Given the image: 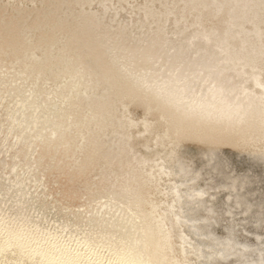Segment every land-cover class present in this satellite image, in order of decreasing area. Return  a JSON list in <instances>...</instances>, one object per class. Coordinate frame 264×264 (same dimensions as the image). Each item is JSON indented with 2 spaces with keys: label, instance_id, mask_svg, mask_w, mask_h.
<instances>
[{
  "label": "bare ground",
  "instance_id": "obj_1",
  "mask_svg": "<svg viewBox=\"0 0 264 264\" xmlns=\"http://www.w3.org/2000/svg\"><path fill=\"white\" fill-rule=\"evenodd\" d=\"M1 1H4L6 5L4 7L0 8L1 13L5 12H11V10H14L15 14H12L11 19L9 20L12 22V25H8V27L13 28L17 27L18 30L22 31V34L28 33L35 31L37 25V15L39 13L45 14L48 16V13L52 12L50 10L51 5L54 4H59L63 5L62 11H55L52 12L50 16V20L40 27V31H42V34L38 39L40 42L45 44V48L49 49V53L46 58H49L50 56L54 55L55 53L58 54L60 53L61 55L59 58H57L48 68H42L41 64H35L33 66V62L29 63L27 62L25 65L22 67L18 68V65L15 66L16 71L12 72V77L14 76L15 79L20 80L21 74H27V79L23 80L22 83L18 84V89L20 90V95L17 97L15 94L14 96V102L13 103H7V109L12 107L15 104H18L17 106H14V112H9L3 113V117L0 120V137L4 136L2 139H0V147L4 143V138L10 137L9 144L5 145L2 147L3 150L5 148H8L7 146H10L11 144V151L4 155V157H1L0 159V171L4 169H9V166L14 165H7L6 161L4 160L5 157L9 156L10 154L14 152H23V150L26 149L25 152H28L27 149L29 150L28 153L25 154V156L28 154L27 162L29 161L30 158L33 156H38V152L36 149H39L40 147L36 145L37 140H42L44 137L45 133V128H39L37 129V125L40 121H38L37 118L32 119V125H35L34 127L31 128H26L27 126H24L23 128L19 127H14V131L8 133V129L10 128L9 125L11 123L12 118H15V120H18L19 117H21V114L24 113L22 111L26 105L28 107L33 108L35 111V114L37 111H39L40 108H42L45 104L48 103V99L44 100H38V102H34L36 99V93L30 96V93L33 92L34 87L41 83L46 76H49L48 73L49 71L57 72L58 74L56 75L55 78L58 77H63L65 76L64 71L66 68L68 69V66L71 64V67L74 69V71L70 74L72 77L75 78V82L69 83L65 88L60 89V91L55 92L51 90H48L44 92L43 97L50 96L56 98V95L59 96L60 93L62 92H67V95L64 97L65 99L74 97V96H83L86 94V97H89L92 90L90 88H86L85 85L81 88H78L77 84L79 80L84 79L85 81L89 79H85V74L88 76H92L91 72L94 70V68H100L102 69L101 65L106 62H109L110 65L114 66L115 73L112 75L113 78L110 80L112 83L113 81H116L117 83V78L116 77H121L122 78H132V81H124L121 87H123L126 91V93H130L132 91H138L141 88L139 85L146 84L144 87V91H147L149 88H156V90L161 92L159 97L161 100L166 101L168 100L172 106L175 104L178 106H181L180 110H191L189 106L186 105V103H183V101L179 102L181 98L185 99L187 101V104H190V101H194L193 105L195 108H197L195 112L197 114L202 115L206 111V105L208 104H215L219 101H223L224 99H227L229 96H216L214 98H206L205 96L206 93L212 88L213 84H210V80L205 79L207 83H205L202 86H199L197 84V75H201V69L202 68H196V70L191 71L190 66H185L182 65V71H185V76H179V72L177 69H174L173 72H168L165 73V76L160 75V71L158 70L159 68H153L152 72L153 74H149L150 72V64L149 68L147 66V61H151L153 59L152 53L155 52V47L158 44L159 47H163L166 49H171V47L174 45L172 43V39H170V35L173 38V36L179 35L180 32L179 30H176L175 27H169L168 29V35H167V40H164V36L166 34H163V36H157V38H153L157 28L159 26H155V23L158 20H163L165 19L166 16L161 15L160 16V10H164L166 7H171L173 8V24H177L178 20V13L180 11L181 7L183 6L184 3L186 2L185 0H174L176 1H181V3H177L176 5L174 4L173 0H44L45 4L50 5L47 8H40V1H37L36 5L34 6L33 9H30V5H32V2L35 0H0V4L2 3ZM173 1V2H171ZM214 1V2H213ZM211 3L212 5L214 4H219L222 0H213ZM232 1V0H231ZM249 0H241L240 3H247ZM169 3H172V5H168ZM263 1H261V4ZM97 5H101V9L105 10V8H108V6H111L112 12L108 13L105 15L104 20H100L97 17L100 15V12L97 8ZM201 5H203L202 0H193L187 4L186 6V15L189 17H185L183 20L181 27L187 32L188 39L185 41L187 44L193 43L194 39L197 37H204L207 38L212 32L216 31H221L225 27L232 28L234 31L239 29L242 24V20L239 18L244 14V9L242 7H236L234 10L229 12L230 10V5H226L224 12L219 15L216 19H213L210 23L203 24L202 21H207V19H210V8L204 13V15L201 17L202 21L199 20L198 18L195 19L191 17L193 13H195L196 10H199L201 8ZM263 6H261L262 8ZM30 9V10H29ZM29 10V11H27ZM27 11V12H26ZM123 11H127L129 14L122 13ZM149 11L154 12L153 13V18L151 20V27L150 30L145 31L142 36H134L132 38L131 36H125L124 38H121L119 40L120 42L118 43L119 48H117V52L119 53L120 49H123L125 53H129L128 59H126V62H132L138 58V54L136 51L141 50V48H146L148 47L149 43H155L158 41V43H155V45L148 47L146 50V54L144 52H141V55H144L143 59V64L137 65L138 62H134L133 68L126 70L127 65L125 64V61L122 62L120 65L123 66L122 68L119 66L118 63V56L111 55L113 54L112 51H108L110 47L113 46L115 43L114 38L117 36L115 35V27H120L122 24H129L134 22L133 16H130V14H135L137 17H142L145 14H147ZM259 12V13H258ZM260 10H258L256 14H261ZM185 15V16H186ZM234 16L232 20H229L231 16ZM232 16V17H233ZM3 18V17H2ZM18 18V19H17ZM49 18V17H48ZM200 18V19H201ZM32 19L30 22L29 20ZM117 19H120L121 22L117 21ZM167 19V17H166ZM18 20V21H17ZM73 23L74 28H79L76 31H73L72 33L67 31L69 25ZM47 21V20H46ZM251 20H248V22ZM7 22V20L0 19V25ZM116 22V23H113ZM14 23V24H13ZM119 23V24H118ZM199 24V26L195 27V24ZM57 24V25H56ZM68 24V25H66ZM256 27L259 26L258 23L254 24ZM55 26L60 27L61 29H53ZM244 26V25H243ZM138 27H143L142 23H139L135 27L131 28V31L137 30ZM251 25H247L246 29L249 30L251 28ZM66 28V29H65ZM86 28V29H82ZM264 28V27H263ZM128 29V28H127ZM126 29V30H127ZM59 30V32H58ZM130 30V29H129ZM55 31V33L53 32ZM119 33V32H117ZM122 33L126 34V32H121L119 35H122ZM228 32H223V36L226 35ZM124 34V35H125ZM264 34V33H263ZM3 35L2 32H0V36ZM230 35V34H227ZM21 38V44L22 49H24V55L31 56L34 54L36 55L35 50L33 49H27L29 48L28 42H32L34 39H32L29 36H19ZM228 36H226L227 39ZM47 38H50V40H46ZM161 38L163 40H161ZM262 36H244L243 38H239L238 42H235L234 45L240 48H247L249 46H252L257 42L259 39H261ZM225 38L223 41L226 40ZM151 40V41H150ZM230 39L227 40V43L230 42ZM38 41V40H37ZM55 41V42H54ZM118 41V40H117ZM168 41V43H167ZM166 42V43H165ZM58 43V44H56ZM239 43V44H238ZM73 44L75 46L73 47ZM26 45V46H25ZM169 45V46H168ZM209 45V44H208ZM215 45V44H214ZM28 46V47H27ZM126 47V48H125ZM208 50L211 46H205ZM221 47V46H220ZM5 48V47H4ZM2 48V49H4ZM7 48V47H6ZM18 48L21 49V46ZM185 49L180 48L176 51L173 52V57H178L181 55L182 51ZM223 49V48H222ZM88 50L84 54V52ZM95 50L98 53L101 52L102 54L107 51V53L103 55H107L106 57H103L96 63H93V66L91 65H85V60L88 61L91 60V54L92 51ZM144 50V49H143ZM173 50V49H172ZM199 49L194 50V54L198 53ZM207 51V50H206ZM170 53V50L168 52H162L161 54H158L155 56V58L161 59L163 57H167ZM237 52L233 51L231 54H228V57H230L232 54V57H230L228 65L230 67L235 68L236 72L240 71L243 66H241V61L243 60V57L241 55H236ZM193 53L189 54L187 56V59L185 61L187 62H192L196 58ZM2 55H5L3 53ZM1 55V56H2ZM122 55V52H121ZM151 55V56H150ZM74 56L75 58L70 60V57ZM199 57V54L196 55ZM56 57V56H54ZM82 57V58H81ZM84 58V59H83ZM223 57L216 56L213 60L215 63L216 62H221V59ZM89 59V60H88ZM125 59V58H124ZM253 61L250 63V70L247 71V76H244L240 78L239 80L235 79L232 73L231 74H226L223 78L217 82L219 85H223L225 83H231L234 86H241L243 83H245L246 79L248 78H253L256 74H258V69L261 67L262 63H264V50L260 52L259 55H252ZM84 60V61H83ZM180 62V61H178ZM161 64H166V61H161ZM65 64V67H63ZM176 63H172L170 66L171 68L173 66H176ZM184 64V63H183ZM136 65V66H135ZM203 65V64H202ZM88 66L89 69L86 67ZM135 66V68H134ZM10 67V66H9ZM117 67V68H116ZM179 69V68H178ZM82 70V71H80ZM143 71V73H142ZM188 71V72H187ZM191 71V72H190ZM7 72V70H6ZM158 72V73H156ZM11 75V73H7ZM46 75V76H45ZM119 75V76H118ZM204 77L208 75V72H205L203 74ZM12 77L10 78V81L7 82V87H10L11 89L17 87V80H12ZM177 77L180 78V84L179 89H182L180 92H177L175 88L173 90H163V84H165V87H170L174 83V79ZM99 80H103L104 76H98ZM116 78V79H115ZM190 79L189 82H186L187 79ZM47 79V78H46ZM7 79L4 78V81ZM104 82V86L102 88H98L97 90L94 91L95 94H99V99H101L104 94V90L108 85ZM178 82V81H177ZM185 83V84H183ZM256 85H259L260 87H264V76H262L260 79H256L254 82ZM252 84V82H251ZM119 85V83H117ZM56 87L60 86V83L56 81L51 87ZM244 86V85H243ZM6 87V88H7ZM197 87V88H196ZM130 88V90H128ZM245 91H247V96L245 95H239L236 96V99L233 100L234 103L239 101V104L234 105L232 107H225L221 113H222V118H230L229 115L232 114L233 111L236 110H241L243 114H245L247 111H250L253 106H249V103L252 100V97L254 98H259L260 101L264 103V93L261 95L260 92H255L254 88H251V86H244ZM15 90V89H14ZM42 89L39 90L41 92ZM193 90V91H192ZM222 91H227V90H222ZM4 92L3 85L1 83L0 85V95L1 93ZM13 92H11L12 94ZM167 93V94H166ZM213 92H211L212 95ZM219 93V92H214ZM8 94V93H7ZM174 94L172 97L169 95ZM13 95V94H12ZM257 95V96H256ZM84 96V98H85ZM230 96H233L232 94ZM2 97V96H1ZM0 97V98H1ZM95 96L91 95L90 98L88 99L89 101L94 98ZM202 97V98H200ZM7 98H10L7 97ZM199 98V99H198ZM243 98V99H242ZM203 99V100H202ZM205 99V100H204ZM87 100V102H88ZM102 100V99H101ZM161 100H159L161 102ZM189 100V101H188ZM118 104L116 105L117 111L113 113H108L106 117V120H112V118L116 115L115 113L118 112L119 108L124 109L125 106L127 105V100L126 99H118L117 100ZM151 101V102H150ZM147 101L149 102L148 105L152 106L156 102V99L154 98L153 100ZM158 101V102H159ZM230 102L231 104L233 103ZM7 102V100H6ZM5 102V103H6ZM3 103L2 100L0 101V104ZM192 103V102H191ZM4 104V103H3ZM12 105V106H11ZM50 105L51 110L55 109H60L61 105H58L57 103L53 104L50 103L47 106ZM83 104H71V109H74L75 107L82 106ZM264 105H262L263 107ZM166 106H161L160 109H164ZM208 107V106H207ZM223 106L217 107V110H220ZM17 108V109H16ZM93 107L90 108L92 110ZM16 109V110H15ZM160 109L154 110L153 113L156 114ZM18 111L20 113H18ZM1 112V110H0ZM93 112V111H90ZM17 113V114H16ZM211 114H208V119L211 117V115L214 112H210ZM7 115H11L9 118ZM12 114H16L12 116ZM74 115V114H73ZM56 116V115H55ZM54 116V118H55ZM126 119L127 122H129L130 126L133 125L136 121L132 119L130 112L128 111L127 113L123 115ZM50 117V116H48ZM47 120L53 117L48 118ZM169 117L168 112H161L160 117H158L157 124H159L160 129L156 132L155 134L158 135L159 132L166 131L167 134L169 132L171 133L172 130L175 131V128L178 129L177 135H174L173 137H169V139H166V142L172 144L175 140L181 142L183 140H186V138H189L192 135H197L195 132L199 126V122L195 119H185L181 120L179 119L175 123H169L170 121L166 119ZM184 117V116H183ZM180 117V118H183ZM86 115L78 118L77 121L80 119H85ZM206 118V119H207ZM42 119V116H41ZM40 119V120H41ZM56 124H49L50 127L52 126L53 128H58L59 124H63L68 121V119H63L61 116L58 118H55ZM70 119V118H69ZM244 120V119H243ZM45 121V122H46ZM54 121V119H53ZM59 121V122H58ZM205 121V120H204ZM242 120L240 118L234 119L232 121H220L219 123H215V125H212L213 130L212 134L210 132L206 131H201L197 136L201 138V140L208 142L211 138V136H216V135H223L224 130L227 127V124L231 123H239ZM27 123L30 121H26ZM44 122V123H45ZM201 122V121H200ZM75 121H73L71 124H74ZM142 123L147 124L146 126H150L149 129L146 130H152L153 129V118L152 117H147L145 114L142 117ZM149 123V124H148ZM17 124V123H16ZM153 124V125H152ZM198 124V125H197ZM264 124V113L262 116L256 117L252 122L249 123V125H261ZM127 127L129 126L128 124ZM152 125V127H151ZM129 126V127H130ZM93 129V128H92ZM121 129V128H120ZM123 130H127L126 127L122 128ZM16 130V131H15ZM37 130V135L36 138L32 139L33 145L25 147L28 145L27 142L25 141H17V138L20 136L21 133L25 132H34ZM248 127L246 129H241V130H234L231 132L233 135L230 137H227L229 139L228 143L230 146L233 148H239L242 142H244L243 137L247 133ZM54 131V130H53ZM74 132V131H73ZM89 131H85L84 134L87 135ZM119 131H116L114 134L117 135ZM129 130L125 132V136H128ZM4 133V134H3ZM55 133V132H54ZM91 133V131H90ZM235 133V134H234ZM73 134V133H72ZM155 134L154 136L151 135V141L146 143L142 149L141 153H136L132 149L128 148L127 155L130 157H138V154H143L145 151H148L150 147L157 142L155 139ZM262 134V135H261ZM97 134H93V137L89 138L90 140H93L96 138ZM164 133H161L160 136H163ZM255 135H259L258 138L255 140L253 139L252 141H246L249 146L251 145H257L259 149L264 150V129L262 132L258 131L256 132ZM261 135V136H260ZM78 137L77 135L75 138H68L69 140L76 139ZM26 138V137H24ZM60 136L57 137L56 140L52 141L49 147H52L53 149H56V146L59 147V149L62 148L67 143V139L61 140ZM185 138V139H184ZM221 138V137H219ZM222 138H224L222 136ZM161 139V138H160ZM36 140V141H35ZM89 140V141H90ZM115 139L112 140L114 142ZM159 140V138H158ZM162 140V139H161ZM219 140V139H218ZM87 142V140H86ZM125 142V141H124ZM241 142V143H240ZM98 143V142H97ZM210 143V142H209ZM16 144V145H15ZM112 144V143H111ZM15 145V146H14ZM84 145V144H83ZM129 145V143H127ZM219 145V144H218ZM128 147V146H127ZM127 147L125 148L127 150ZM161 147V145H160ZM46 148V147H45ZM179 148L180 145L175 147V150L173 152V156L170 159H176L179 157ZM208 149V155H204L202 157L201 164L198 168H190L186 166L184 168V179H182L181 185L183 184V180H197L199 183L198 187V192L201 194L199 196V200L201 202L200 205H202V208L205 212V219H207L208 222V227L206 231V235L204 236V239H209V243L206 244V249L203 250V247L205 244L194 242L191 233L192 231H185L187 227L193 225L196 223L194 219H190L189 216L186 213L183 214H177L181 213V211H185L186 208L189 209V202L184 203L182 199L185 197L188 198H196V196H191L187 195L184 197V192H186V188H182L181 185L177 186L172 184L171 182L174 181V178L168 181L169 179L166 178L164 174L168 176L169 174V167L165 165H161V159L164 154H167V149H161V155L160 158L157 160V162H153L150 164L148 167L147 165V160L142 161L141 167L137 168L143 172H146V178L149 176H154L158 174L159 172H162V176H154L153 178V186H155V190H158L162 193H164L165 196L157 197L155 195V192H148L146 196H144V203L145 204H150L149 212L150 215L154 218V221L151 220L147 226L145 223H148V220L146 219L147 215L145 212H142V208H140V203H136L135 206L132 205V203H135V201L131 200L128 201V197L135 194L137 190L141 186H135L132 191L129 193H126L123 191L126 189L124 185L126 183L123 182L124 177L119 176L117 178V174L114 170V164L112 163L110 166L107 165V160L105 157L107 156L106 154L109 152L108 150H104L100 152L101 160L104 161L103 163H99L97 167L99 168L100 166V172L103 170H106L107 172H110V174H107L104 177H107V181L104 184H118V189L113 188V193L112 196L107 198L106 201L103 197L106 196H96L95 199H100L99 202L101 206H97L95 204L91 205L90 207L87 208V211L83 212L82 214L78 213L77 210L85 206L86 200L84 194L86 193L83 191V194H80V199L76 201H68L65 203L60 204V202L57 203H51L48 205V202L53 198L54 194L57 192V188H61L65 185V183L60 182L56 184L54 187L50 188L48 191H46L45 195V201L44 205L46 207V210L44 211L41 219L37 222L30 221L28 219H21L19 220L20 217H22L24 214H26L29 210L30 211H36L35 206H32V208H24L22 207V211L19 212L16 216L15 219H12L11 222H4L0 226V264H156L157 259L159 256L151 254L152 250L158 247L159 249L163 247L170 248L168 250L167 257H165V261L163 264H199L204 261H206L207 258L209 260H215L212 261L209 264H216L218 262L217 260H221L222 257L220 255H234L231 258H236L234 260V263L240 262V264H258L259 262H262L264 258V237L260 235L258 232L259 229L264 228V192L261 193L255 200H249L247 196H245V190H248L250 188V182L252 181L251 178H249L246 174H239L235 172L233 168H231L230 171L226 172L225 168L229 166V164L218 154V149L216 145H212L207 147ZM42 149V148H40ZM47 149V148H46ZM118 150L120 149L117 148ZM1 150V152L3 151ZM254 150V149H253ZM176 151V152H175ZM215 151V152H214ZM237 151V149H235ZM0 152V153H1ZM243 152V151H239ZM249 154L253 155L255 158L260 157L259 153H255V151L250 152L248 151ZM179 154V155H177ZM121 155V154H120ZM214 155V156H213ZM96 156V151H93L90 153V157L93 158ZM43 157V153L41 155ZM86 157V156H84ZM170 157V156H169ZM23 159L24 161H19L17 165H21L22 163H25L26 159ZM105 158V159H104ZM166 158V157H165ZM77 159H75L76 161ZM117 160V159H116ZM3 161V164H2ZM41 162V159L39 160ZM133 162V161H132ZM131 162V163H132ZM262 165H264V161H261ZM2 165V166H1ZM7 165V166H6ZM230 167V166H229ZM16 169L17 172H19L20 168H14ZM26 167L21 169V171L24 173L26 170ZM41 170L40 168H33L30 171V175L28 177V180L30 178H34V176L38 175ZM181 172H183V169L176 170L172 177L179 175ZM130 173V171L126 170L125 174ZM97 174V172H96ZM96 174H94V171L88 170L84 174H79V175H74L72 180L73 184L75 186H78L79 183L82 182L83 180V175H87V180L90 182L92 179H95ZM124 174V175H125ZM103 177V178H104ZM256 178V177H255ZM16 178H13L12 181L10 180L9 182L5 180V183L1 185V189L9 186L10 184L13 185V181ZM133 178L132 180H135ZM240 179L243 182H240ZM28 180H25L23 182H20V188H17V191H12L11 196H14L15 198V204H12L9 207L3 206L5 202L9 200L10 196V191L8 192L9 187H7L6 192L2 191L0 192V216L2 214H7L8 209H11L13 207H20L21 204L24 203V201L27 199V197H32L33 195L36 194L38 191H42L41 187L38 186V184L33 185L30 187L32 191L29 193L22 192L20 195V190L21 186L25 188L26 182ZM105 180V179H104ZM17 181H22V179H17ZM167 181L166 183H164ZM237 182V187L235 190L230 191V186L233 185V183ZM255 181H257L255 179ZM38 183V181H35ZM33 182V183H35ZM10 185V186H11ZM50 183H45L44 189H46ZM198 185V184H197ZM116 187V186H114ZM56 188V190H54ZM210 188L212 191L215 190V192H212L213 196L212 198L210 197L208 200L203 199L205 196H211L209 195V190L205 191L206 189ZM225 191V195L223 198H220L219 196V191L222 190ZM79 190V188H77ZM54 191V192H53ZM96 190V193L97 194ZM75 192V191H74ZM111 192V190H110ZM206 192V193H204ZM222 192V191H221ZM124 195V197L119 201L120 204H123L125 208L120 211L122 214L121 217H115V214H112L115 206L111 204V199L113 198H118L119 196ZM205 195V196H204ZM183 196V197H182ZM203 196V197H202ZM93 199L92 201H95ZM181 201L183 202L180 205ZM186 201V200H185ZM238 204L240 206H238ZM127 206H133L132 209H127ZM60 207H64V212L62 213V216L60 215L58 218H54L53 215L57 210H59ZM176 207L177 212H176ZM68 208V209H66ZM185 209V210H183ZM191 209V207H190ZM24 210V211H23ZM129 210V211H127ZM228 212L231 213L232 215H228V220H225L224 214ZM112 214V216H111ZM82 215H87L86 220L79 221L80 216ZM240 215V219L237 217ZM105 216V217H104ZM107 219H104L106 218ZM144 217L145 220L142 221L141 217ZM103 217V218H102ZM170 217L172 218L171 221H169ZM102 218V219H101ZM137 218H141V222L137 225V228L131 231H126L127 227L130 225H133L135 223V220ZM98 220H101V222H104L103 225H101L102 229L101 230H87L88 227L93 224ZM189 220V221H188ZM2 221V218L0 217V223ZM73 223H70L72 222ZM175 222L176 226H173L171 228V222ZM188 223L185 226L184 229V223ZM206 222V220H205ZM204 222V223H205ZM70 223V225H68ZM107 225V226H106ZM141 226V227H140ZM110 228L112 230H110ZM152 230H157L159 232V235L154 238V240H151L149 243H146L144 246L140 248V246L143 244L144 239L147 237V235L152 231ZM219 230H222L221 232ZM249 230V231H247ZM253 232L254 236L249 237L246 235L247 232ZM195 232V231H194ZM246 232V233H245ZM125 235V238L122 240V235ZM153 235V234H152ZM175 236L179 238V240H176ZM203 239V237H202ZM193 241V242H192ZM225 249V250H224ZM163 253V252H162ZM216 254L217 256L215 258H212V255Z\"/></svg>",
  "mask_w": 264,
  "mask_h": 264
},
{
  "label": "rangeland",
  "instance_id": "obj_2",
  "mask_svg": "<svg viewBox=\"0 0 264 264\" xmlns=\"http://www.w3.org/2000/svg\"><path fill=\"white\" fill-rule=\"evenodd\" d=\"M37 1H40V3L42 2V4L40 5V8H47L50 5L45 4L44 0H35L32 2V5H30V9H33L34 6L36 5ZM174 1V0H173ZM171 1V2H173ZM182 1V0H181ZM181 1H174V4L176 5L177 3H181ZM186 2L184 3L183 6L185 7H181L180 11L178 13V20H177V24H173L171 25V27H175L176 30H181L179 35L173 36V38L170 35V39H174L172 41V43L174 44L171 49H166L163 47H159V45H156V49L155 52L152 53L153 59L151 61H147V66L149 68V64H150V72L149 74H153L154 72H152L153 68H159L158 70L160 71V75L165 76V73L168 72H173L174 69H177L178 72L180 73L179 76L181 75L182 77L185 76V71H182V65L185 66H190L191 67V71L196 70V68H202L201 70V75H197V84L198 87L202 86L206 80L208 79L210 80V84L212 85V88H210V90L206 93L205 99L206 98H214L216 96H229L227 99H224L223 101H219L215 104H208L206 105V111L204 114L199 115L197 114V111L195 108V106L193 105V102L195 101H190V104H187V101L183 98H181L179 100V102L183 101V103H186L187 106H189L191 108V110H180L181 106L178 105H174L172 106L171 104H169L170 102L168 100L163 101L161 100L159 97L161 92L159 90V92L156 90V88H149L147 89V91H144V87L146 86V84H141L139 85V87L141 88L138 91H132L131 94L126 93L125 89L122 86V84L124 83V81H132V78H122L121 77H116L117 78V83H119V85H117L116 81H113L114 83H112V81L110 80L112 77V75H114V66L110 65L109 62H106L105 64L103 63L101 65L102 69L100 68H94V70L91 72L92 76L90 78V76H88L87 74H85V79H89L87 81H85L84 79H81V81L79 80L77 86L78 88H82L85 83L87 85H85L86 88H90L92 91L89 92L90 96L93 95L95 96L94 98H92L90 101L88 100L90 98L86 97L84 94L83 96H74L68 99H65L64 97L67 95V92H62L59 94V96L56 95L55 97H52V95L50 96H46L43 97L44 92L51 90L58 92L60 91V89L65 88L69 83L71 82H75V78L72 77V75H70L74 69L71 67V64L68 66V69L66 68V70L64 71L65 76L63 77H58L55 78L56 75L58 74L57 72H53V71H49L50 73L49 76H46L44 78L43 77V81L39 84H37L34 87V93H36V100L34 101L35 103L38 102V100H44V99H48V103L45 104L42 108L39 109V111L36 112L35 114V110L31 107H28L26 105V107L22 110L24 111L23 114H21V117H19L18 120H15V118H12L11 123L9 125L12 126H16L19 128H23L24 126H27L26 128H29L32 124V119L33 118H37L38 121H40L37 125V129L39 128H45V133H44V137L41 140H35L36 141V145L39 146L42 149H36V151L39 153L38 156H33L32 158L29 159V161L22 163L21 165H17L18 164V160L20 159V157L25 156L26 153L29 152V150L27 149L28 152H25V150H23V152H14L12 154H10L9 156L5 157L4 160H7L6 163L7 165H14L13 166H9L10 168L8 169H4L0 171V192L4 191L6 192L7 187H9L8 192L10 191V196H11V192L12 191H17V188H20V182H23L25 180H28V177L30 175V171L33 168H40L41 172L38 173V175L34 176V178H30L28 180V182H26V186L25 188L23 186H21V190H20V195L22 192L25 193H29L32 191V189L30 187H32L33 185L38 184V186L41 187L42 191H37L35 195H33L32 197H27V199L24 201L23 204L20 205V207H13L11 209H8V213L7 214H2V216H0L2 218V221L0 223V226L4 223V222H11L12 219H15L17 214L19 212L22 211V207H27V208H32V206H35L36 211H28L26 214H24L22 217L19 218V220L21 219H28L30 221L33 222H37L41 219L44 211L46 210V207L44 205V201H45V195H46V191H48L50 188L54 187L56 184L63 182L65 183V185L61 188H57V192L54 194L53 198L48 202V205L51 203H57L60 202V204L68 202V201H76L80 199V194H83V191H85L86 193L84 194L85 196V200L86 203L85 206L80 207L77 210V214L80 213L82 214L83 212L87 211V208L90 207L91 205L95 204L97 206H101L99 200L100 199H95L96 196L100 195V196H106L103 197L106 201L107 198L112 196L113 193V188L118 189V184H104L107 179L106 177L103 178V173L104 176H106L107 174H110V172H107L106 170H103L100 172V166L99 168L97 167L98 165H100L99 163H103L104 161L101 160V156H100V152L104 151V150H108L109 152L106 154L107 156L105 157L107 160H105V162L107 161V165H111L112 163L114 164V170L117 174V178H119V176H122V178L124 177L123 182L126 183V185H124V187L126 189H124L123 191H125L126 193H129L130 191H132V189L135 186H141L139 188V190L136 191L135 194L131 195L128 197V201H135V203H132L133 206L136 205V203H140V208H142V212H145L146 214H148L149 212V208H150V204H145L144 203V196H146V194L148 192H155V195L157 197H162L165 196L164 193L155 190V186H153V178L154 176H162L161 173L159 172L158 174L154 175V176H149L148 178H146V172H143L137 168L141 167L142 165V161L143 160H147V165L148 167L150 166L151 163L153 162H157V160L160 158L161 155V149H167V154H164L162 156L161 159V165H165L168 166L170 171L168 176L166 174L163 173V175L166 176V178H168L170 181L171 179L174 178V181L171 182L174 185L180 186L181 185V180L184 179V168H186V166L190 167V168H198L201 164L202 161V157L204 155H208V149L207 147L212 146V145H216V147H218L219 149L218 154H220V156H222V158L229 164L228 167L225 168V171L228 172L231 170V168H233L235 170V172L243 175L246 174L249 178L252 179V181L250 182V188L248 190H245V196L248 197L249 200H255L261 193L264 192V165H262L261 161H264V150H261L258 148L257 145H251L249 146L248 143L246 141H252L253 139L255 140L256 138H258L259 135H255L256 132L260 131L262 132V130L264 129V124L261 125H249L250 122H252L256 117L262 116L264 113V106L262 107V105H264V103L262 101L259 100V98H254L252 97V100L249 103V106H253L252 109H250V111H247L245 114H243L241 112V110H236L233 111L232 114L229 115L230 118H222V113L221 111L225 108V107H232L234 105L239 104V102L241 101V99L239 101H237L236 103H229L232 102L233 100L236 99V96H239L240 92L244 91L245 96H247V91H245L244 86H251V88H254L255 92H260V94L262 95L264 93V87H260L259 85H256L254 82L256 81V79H260L262 76H264V63H262L261 67L258 69V74H256L253 78H248L246 79L245 83H243V85L241 86H234L231 83H225L223 85H219V83L217 84V82H219V80L221 78H223L224 76H226V74H233L235 75L234 78L239 80L240 78L247 76V71L250 70V63L253 61L252 55H259L261 51L264 50V0H249L247 3H240L241 0H222L221 2H219V4H214L212 5V1L213 0H202L203 5H201V8L199 10H196L195 13H193V15H191V17L195 18V19H199L202 21V16L204 15V13L210 8V19H207V21H202L203 24H206L208 21V23H210L211 21H213V19H216L219 15H221L224 10L226 5H230V11L234 10L236 7H242V9H244V14L239 18L240 20H242V24L241 27H239V29H237L236 31H234L232 28L229 27H225L224 29H222L221 31H216V32H212L209 36H207V38L204 37H197L194 39L193 43H189L187 44V42L185 41L186 39H188L187 36V32L180 28L183 22V20L185 19V17H189V15L187 16L185 13L186 11V6L187 4L189 5V3L193 0H185ZM261 1H263V3L261 4ZM2 3L0 4V8L4 7L6 5V3L4 1H1ZM214 2V1H213ZM254 4H256L254 6ZM169 6L172 5V3L168 4ZM261 6H263L261 8ZM101 5H97V8L100 9V15L97 17L100 20H104L105 19V15L106 14V10L107 8H105V10L101 9ZM111 6H108V8H110ZM255 7V9H254ZM29 9V10H30ZM63 9V5H59V4H54L51 5L50 10L52 12L55 11H62ZM27 10V11H29ZM260 10V12H262L261 14H256L255 13ZM26 11V12H27ZM173 12V8L171 7H166L164 8V10H160V16L164 15L166 16L169 12ZM14 10H11V12H5V13H1L0 12V19L7 20V22L3 23L0 25V32H2L3 35L0 36V85L2 83L3 85V89L4 92L1 93L2 95H0V101L2 100V102L0 104V120L2 119V115L3 113H6L8 111L9 112H14L12 110H14V106H17L18 104L15 105H11L12 107H10L9 109H7V103H13L14 102V96L16 95L17 97L20 95V90L18 89V84L22 83L23 80L27 79V74H21V78L20 80L15 79V77H12V72L16 71L15 66L18 65L19 67H22L23 65H25L27 62L32 63L33 66H35V64H41L42 68L44 69L45 67L48 68L50 66V64H52L57 58H59V56L61 55L60 53L58 54H54L52 56H50L49 58H46L45 56L48 55L49 53V49L45 48L43 46H45V44H43L42 42H40V40L38 39V37L41 36L42 31H40V27L41 25H43L44 23L48 22L50 20V16L52 17L53 15H51V13H48V16H46L45 14H41L39 13L36 17L37 19V25L36 29H34L35 31L32 32H28L25 34H22V31L18 30L17 27H13L10 28L8 27V25H12V22H10L9 20L12 17V14L14 13ZM112 11H109V13ZM122 13L125 14H129L127 11H123ZM152 11H149L147 14H145L142 17H137L135 14H130V16L135 17L134 18V22L129 23V24H122L120 27H115V35H117L114 40L115 43L113 44L112 47L109 48V52L112 51L113 54L111 55H115L118 56V63L119 66L122 68L123 66H121L120 64L122 62L125 61V64L127 65L126 70L132 69L134 62H138L137 65H141L144 63L143 59H144V55H141V52H144V54H146V50L148 49V47L155 45V43H158V37L157 36H163V34H166L163 38L164 40H167V33H168V29L166 28V17L163 20V18H161V20H158L155 23V26L157 28V26H159L157 28L158 31H156L157 33H155V35H153V38H157L158 41H156L155 43H149L148 47L146 48H141V50L136 51V53L138 54V58L132 62H126V59H128V55L129 53H125L123 51V49H120L119 53H115L117 52V48H119L118 43L120 42L119 40H121V38H124L125 36H131L132 38H134V36H142L141 34H143L145 31H148L151 29V27H153L151 25V20H149L147 23V18L149 16H153ZM259 13V12H258ZM186 15V16H185ZM233 16V15H232ZM231 18H229V20H232V18L235 19V17L233 16ZM3 17V18H2ZM49 17V18H48ZM201 18V19H200ZM18 19V18H17ZM47 20V21H46ZM248 20H251L248 22ZM18 21V20H17ZM30 22L32 21V19L29 20ZM117 21L121 22L120 19H117ZM116 23V22H113ZM139 23L143 24V27H138L137 30L135 31H131V28L135 27L136 25H138ZM147 23V24H146ZM258 23L259 26L256 27V24ZM14 24V23H13ZM119 24V23H118ZM251 25L252 27L249 28V30L246 29L247 25ZM57 25V24H56ZM68 25V24H66ZM71 25V27L69 26ZM69 28L67 31L71 32L73 31V23L71 20V23L69 24ZM244 25V26H243ZM200 25L197 23L195 24V27H197ZM128 28V29H127ZM53 29H61L60 27H56ZM66 29V28H65ZM79 28H74V31H76ZM82 29H86V28H82ZM127 29V30H126ZM130 29V30H129ZM126 32L127 33L124 35L122 33V35H119L120 31L121 32ZM55 33V31H53ZM59 32V30H58ZM119 32V33H117ZM223 32H228L226 33L225 36H223ZM230 34V35H227ZM29 36L32 39H34L32 42H28V46L29 48L27 49H33L35 50L36 55L34 56V54H32L31 56L24 55V49H22V44L21 42V38L19 36ZM259 36L261 35L262 38L259 39L257 42H255V44H253L252 46H249L247 48H240L234 45L235 42H238L239 38H243L244 36ZM226 36L227 39H226ZM226 39L225 41H223V39ZM161 38V40H163ZM230 39L227 43V40ZM38 40V41H37ZM47 41L50 40V38L46 39ZM118 40V41H117ZM151 41V40H150ZM55 42V41H54ZM166 43V42H165ZM168 43V41H167ZM58 44V43H56ZM211 46V44L213 45V47H210L209 50L205 47V46ZM215 44V45H214ZM239 44V43H238ZM19 46H21V49L18 48ZM26 46V45H25ZM27 46V47H28ZM75 46V44H73V47ZM169 46V45H168ZM185 49L182 51L181 55H179L178 57H173V52H176L179 47L180 48H184ZM221 46V47H220ZM5 47V48H4ZM7 47V48H6ZM4 48V49H2ZM126 48V47H125ZM223 48V49H222ZM144 49V50H143ZM173 49V50H172ZM195 49H199L198 53L199 57H197V54H194V50ZM170 50V53L167 57H163L161 59L155 58V56H157L158 54H161L162 52H168ZM207 50V51H206ZM237 52L236 55H241L243 57V60L241 61V66H243V68L240 71L235 70V68L230 67L228 65L229 59L230 57H232L235 54H232L230 57H228V54L231 52ZM87 52L88 54V50H86L84 52V54ZM122 52V55H121ZM3 53H5V55H2ZM107 53V51L105 52ZM103 53V54H105ZM193 53L195 56L194 58H196L194 61L192 62H187L185 61V59H187V56L189 54ZM101 52H97L95 50L92 51V53L89 55L91 56V60L88 61L87 64V60H85V65H91V67L93 66V63H96L102 59L103 57H106L107 55H103ZM2 55V56H1ZM56 56V57H54ZM151 56V55H150ZM216 56L219 57H223L221 59V62H214L211 61L213 60ZM74 59L75 57L72 56L70 57V60ZM82 58V57H81ZM125 58V59H124ZM84 59V58H83ZM84 61V60H83ZM161 61H166L167 63L161 64ZM180 61V62H178ZM176 66H173L172 68L170 67L172 65V63H176ZM184 63V64H183ZM203 64V65H202ZM10 66V67H9ZM86 66L88 69L89 67ZM136 66V65H135ZM134 66V68H135ZM65 67V64L64 66ZM117 68V67H116ZM124 68V67H123ZM179 68V69H178ZM7 70V72H6ZM82 71V70H80ZM190 71V72H191ZM188 72V71H187ZM205 72H208V75H206L204 77L203 74H205ZM7 73H11V75L7 74ZM143 73V71H142ZM158 73V72H156ZM159 74V73H158ZM98 76H104V78H102L103 80H99ZM119 76V75H118ZM12 77V80H17V87H15L14 89L7 87V82L10 81V78ZM4 78H6L7 80L4 81ZM47 78V79H46ZM115 78V79H116ZM189 78L187 79L186 82H189ZM56 81H58L60 83V86H54L51 87L54 83H56ZM109 84L108 87L105 88L104 90V94L102 95L103 97L101 99H99V94H95L94 91L97 90L98 88H102L104 85V82ZM174 83L170 86V87H165V84H163V90L167 89V90H173L174 88L176 90H178L177 92H180L182 89H179V84L180 82V78L177 77L176 79L173 80ZM178 81V82H177ZM252 82V84H251ZM185 84V83H183ZM207 83H205L206 85ZM7 87V88H6ZM197 88V87H196ZM41 90V92H39V90ZM227 90V91H222V90ZM130 90V88L128 89ZM193 91V90H192ZM11 92H13L11 94ZM212 95H209L211 94ZM214 92H219V93H215ZM256 92V93H257ZM8 93V94H7ZM15 94V95H14ZM167 94V93H166ZM233 96H230V95ZM258 94V93H257ZM174 94L169 95L170 97H172ZM10 98H7L9 97ZM85 96V98H84ZM257 96V95H256ZM156 99V102L154 104H152V106H149L147 101ZM202 98V97H200ZM218 98V97H216ZM118 99H126L127 100V105L125 106V108L122 110L119 108L118 112L115 113L116 115L112 118V120H106L107 114L109 113H113L115 111H117V100ZM199 99V98H198ZM204 99V100H205ZM219 99V98H218ZM243 99V98H242ZM7 100V102H6ZM88 100V102H87ZM161 100V102L159 101ZM203 100V99H202ZM159 101V102H158ZM189 101V100H188ZM6 102V103H5ZM151 102V101H150ZM192 102V103H191ZM50 103H57L58 105H61L60 109H55V110H51L50 105L47 106ZM71 104H83L82 106L79 107H75L74 109H71ZM230 104V105H228ZM161 106H166L164 109H160ZM208 106V107H207ZM219 106H223L220 110H217V107ZM92 108V110H90V108ZM160 109L156 114L153 113L154 110H158ZM93 111V112H90ZM130 112V115L132 117V119H134L136 122L130 126L129 122H127V119L123 116L125 114V112ZM168 112L169 113V117L166 119L169 120V123H175L177 122L179 119L181 120H185V119H195L197 120V122H199V126L200 128H198L195 132V134H199L201 131L205 130L208 132H210V134H212V130L213 127L212 125H215V123H219L220 121L226 120V121H232L234 119L240 118L242 121L239 123H231V124H227L226 129L224 130L223 135H216L211 136V138L209 140H207L208 142H205L203 140H201L200 137H198L197 135H192L189 138H186V140H183L181 142H179L178 140L174 141L172 144L166 142V139H169V137H173L174 135H177L178 129L175 128V131L172 130V132L169 134H167L166 131H162L159 132L158 135L155 134L156 130L158 131L160 129L159 124H157L158 121V117H160V113L161 112ZM21 112V111H20ZM18 111V113H20ZM210 112H214L211 117L208 119V114H211ZM17 114V113H16ZM16 114H12V116L16 115ZM74 114V115H73ZM146 115L147 117H152L153 121H154V125H153V129L152 130H146L149 129L150 126H146L147 124L142 123V117L143 115ZM56 115V116H55ZM86 115L85 119H80L79 121H77L78 118H81L83 116ZM9 118L11 117V115H7ZM42 116V119H41ZM53 118H50V117ZM58 117H62L63 119H68L67 122L63 123V124H59L58 128H53L52 126L50 127V123L51 124H56L55 122V118ZM106 116V117H105ZM184 116V117H183ZM47 117L50 118L47 120ZM183 117V118H180ZM70 118V119H69ZM207 118V119H206ZM41 119V120H40ZM54 119V121H53ZM244 119V120H243ZM205 120V121H204ZM26 121H30V122H26ZM46 121V122H45ZM73 121H75L74 124H71ZM201 121V122H200ZM45 122V123H44ZM59 122V121H58ZM17 123V124H16ZM128 124L129 126L127 127ZM149 124V123H148ZM151 125V127H152ZM198 125V124H197ZM9 126V127H12ZM126 127L127 130H129L128 132V136H125V132H127V130H123L122 128ZM248 127L247 133L245 134V136L243 137L244 142H242V144L240 145L239 148H233L232 146H230L228 143L229 138L231 135H233L231 132H233L234 130H241V129H246ZM93 128V129H92ZM121 128V129H120ZM54 130V131H53ZM37 130H35L34 132H25V133H21L20 136L17 138V141H25L28 143V145H26L25 147L28 148V146H32L33 145V141L32 139L36 138L37 135ZM74 131V132H73ZM85 131H89L87 135L84 134ZM91 131V133H90ZM116 131H119L117 135H115L114 133ZM55 132V133H54ZM73 133V134H72ZM161 133H164L163 136H160ZM4 134V133H3ZM93 134H97L96 138H94L93 140H90L89 138L93 137ZM155 134V139L157 140V142H155L148 151H145L142 155L138 154V157H130L127 155V151L128 148L130 146L129 149H132L134 152L136 153H141V149L142 147L151 141V135L154 136ZM235 134V133H234ZM76 139H71L69 140L68 138H75ZM262 135V134H261ZM260 135V136H261ZM6 136V134L4 135ZM4 136H1L0 139H2ZM60 136L61 140H65L67 139V143L62 146L61 149H59L58 146H56V149H53L52 147H49L51 142L56 140L57 137ZM91 136V137H90ZM222 136L224 138H222ZM26 137V138H24ZM221 137V138H219ZM59 138V139H60ZM159 138V140H158ZM162 140H161V139ZM114 140V142H112V140ZM185 139V138H184ZM219 139V140H218ZM10 137L8 136V138H4V143L2 144V146L0 147V152L3 146L9 144ZM87 140V142H86ZM90 140V141H89ZM125 141V142H124ZM98 142V143H97ZM210 142V143H209ZM112 143V144H111ZM127 143H129V145H127ZM241 143V142H240ZM84 144V145H83ZM180 144V148H179V157H177L176 159H170L173 156V152L175 150V147L178 146ZM219 144V145H218ZM161 145V147H160ZM128 146V147H127ZM47 149H46V148ZM120 149L118 150L117 148ZM127 147V150L125 149ZM235 149H237V151H235ZM254 149V150H253ZM96 151V156L91 158L90 157V153ZM239 151H243V152H239ZM253 152L255 151V153H259L260 157H254L253 155L249 154V152ZM176 152V151H175ZM43 153V157H41ZM121 154V155H120ZM86 156V157H84ZM170 156V157H169ZM166 157V158H165ZM25 157H23L24 159ZM104 158V159H105ZM41 159V162H39V160ZM75 159H77L75 161ZM117 159V160H116ZM133 161V162H132ZM132 162V163H131ZM3 164V161H2ZM6 165V166H7ZM2 166V165H1ZM20 168L19 172L16 171V169L14 168ZM26 167V171L23 173L21 171V169ZM179 169H183V172H181L179 175L172 177L173 173ZM88 170H92L94 171V174H96L95 179H92L90 182L87 180V175H83L81 177H83V180L81 183L78 184V186H75V184H73V176L74 175H79V174H84V172L86 173ZM128 170L130 171V173L125 174V171ZM125 174V175H124ZM135 180H132L133 178H135ZM256 177V178H255ZM13 178H16L13 181V185H9L5 188L1 189V185H3V183H5V180H7L8 182ZM17 179H22V181H17ZM106 179V180H104ZM120 179V178H119ZM155 179V178H154ZM255 179L257 181H255ZM35 181H38V183H36ZM35 182V183H33ZM50 183V185L44 189L45 183ZM167 181H165L164 183H166ZM240 182H243L240 179ZM198 184V185H197ZM116 186V187H114ZM182 188H186V192H184V197L187 195H191V196H196V198L192 197V198H188L185 197L182 199V201L184 203L189 202V209L186 208L183 209L185 210L184 212L181 211V213H177V214H183L186 213L190 219H194L196 221V223H194L193 225L187 227V229H185L186 224L188 223V221H186V223H184V229L185 231L189 230L193 232H189L191 233V236L194 240V242H198V243H202L205 244V246L203 247V250H205L206 248V244L209 243V239H204V236L206 235V231H207V219H205V217H203L205 215V212L202 208V205L200 200H199V196H201V194H199L198 192V187H199V183L197 182V180H183V184L181 185ZM79 188V190L77 189ZM56 190V188L54 189ZM97 191V194L96 193ZM111 190V192H110ZM209 190V197H204L203 199L208 200L210 197L212 198L213 194L210 188L206 189L205 191ZM224 188L222 190L219 191V197L223 198L225 195V191H223ZM75 191V192H74ZM222 191V192H221ZM54 192V191H53ZM206 193V192H204ZM124 197V195L119 196L118 198H113L111 199V204L113 205V207L115 206L112 214H115V217H121L122 214L120 213V211H122L125 206L123 204H120V200ZM183 197V196H182ZM93 199H95V201H92ZM181 201L180 205L183 203ZM15 198L14 196H11L9 198V200L7 202H5L3 204V206L5 207H9L12 204H15ZM133 206H127V209H132ZM191 207V209H190ZM177 208L176 207V212H177ZM26 208H24L25 210ZM64 207H60L59 210H57V212L54 213L53 217L54 218H58L60 215L62 216V213L64 212ZM68 209V208H66ZM23 210V211H24ZM127 210V211H129ZM111 214V216H112ZM228 215H232L231 213L226 212L224 214V218L225 220H228ZM87 215H82L79 218V221L82 220H86L87 219ZM105 217V216H104ZM240 219V215L237 216ZM103 218V217H102ZM101 218V219H102ZM142 221L145 220V218L142 216ZM141 218H137L135 220V223H133V225H130L129 227H127L126 231H131L137 228V225L139 224V222H141ZM107 219V216L106 218ZM146 219L148 220V223L146 222L145 225L147 226V224H149V222L151 220L154 221V218L150 215V213L147 215ZM171 217L169 219V221H171ZM206 220V222H205ZM205 222V223H204ZM70 223H73L70 222ZM70 223L68 225H70ZM104 222H101V220H98L95 222V224H93V226H89L87 230L90 231H94V230H101L102 226ZM171 228L173 226H176V223L173 221L171 222ZM104 226V225H103ZM107 226V225H106ZM141 227V226H140ZM192 230H191V229ZM139 230V228H137ZM110 230H112L110 228ZM220 232L222 230H219ZM249 231V230H247ZM258 232L260 233L261 236L264 237V228H261L258 230ZM246 233V232H245ZM153 234V235H152ZM159 235V232L157 230H152L147 237L144 239L143 244L140 246V248L142 246H144L146 243H149L151 240H154V238L156 236ZM246 235H248L249 237L254 236L253 232H247ZM125 233L124 235H122V240L123 238H125ZM127 237V236H126ZM203 237V239H202ZM128 238V237H127ZM176 240H179V238L177 236H175ZM193 242V241H192ZM168 250H170V248L167 247H163L161 249H159L158 247H156L155 249L152 250L151 254L153 255H157L159 256V258L157 259L156 264H163V262L165 261V257H167L168 254ZM225 250V249H224ZM163 252V253H162ZM227 256H223L220 255L222 257L221 260H217L218 262H216V264H240V262H236L234 263V260H236V258H231L234 255H228ZM217 255L214 254L212 255V258H215ZM218 257V256H217ZM216 259V258H215ZM212 261L215 260H209V258L206 259V261L199 263V264H209ZM264 264V263H263Z\"/></svg>",
  "mask_w": 264,
  "mask_h": 264
},
{
  "label": "water",
  "instance_id": "obj_3",
  "mask_svg": "<svg viewBox=\"0 0 264 264\" xmlns=\"http://www.w3.org/2000/svg\"><path fill=\"white\" fill-rule=\"evenodd\" d=\"M256 4H254V6H255ZM256 7V6H255ZM255 7H254V9H255ZM108 11H112L111 10V8H107V10H106V14H107V12ZM109 13V12H108ZM106 14H104V15H106ZM174 14H173V12H169L167 15H166V17H167V21H166V28L168 29L171 25H172V23H173V16ZM153 18V16H149L148 18H147V23H149L150 21L149 20H151ZM149 21V22H148ZM146 23V24H147ZM34 94V90H33V92H31L30 93V96H28V97H31V95H33ZM245 95L244 94V91L243 92H240V94L239 95ZM230 103V102H229ZM233 103H234V101H233ZM228 105H230V104H228ZM17 109V108H16ZM15 109V110H16ZM35 125H32L31 127H34ZM31 127H29V128H31ZM12 131H14V126H12V127H10L9 129H8V133H10V132H12ZM16 131V130H15ZM11 144L12 143H10V146H7L8 148H5V150H3L1 153H0V159H1V157H4V155H6L7 153H9V151H11ZM16 145V144H15ZM14 145V146H15ZM180 145V144H179ZM217 149H219L218 147H217ZM215 152V151H214ZM177 155H179V154H177ZM27 157H28V154L26 155ZM26 156H23V157H26ZM214 156V155H213ZM23 157H20V159H19V161H24L23 160ZM26 160L25 161H27V158H25ZM103 177H104V173H103ZM105 178V177H104ZM107 178V177H106ZM106 180V179H105ZM237 182L238 181H236L235 183H233V185L232 186H230V191H233V190H235L236 189V187H237ZM205 196V195H204ZM203 197V196H202ZM205 197H209V196H205ZM238 206H240L239 204H238ZM264 263V258H263V260H262V262H259L258 264H263ZM257 264V263H256Z\"/></svg>",
  "mask_w": 264,
  "mask_h": 264
}]
</instances>
